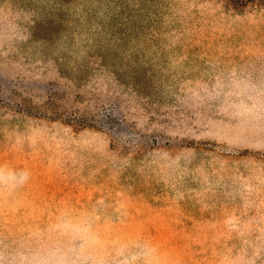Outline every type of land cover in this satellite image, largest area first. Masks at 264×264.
Segmentation results:
<instances>
[{
  "label": "rangeland",
  "instance_id": "obj_1",
  "mask_svg": "<svg viewBox=\"0 0 264 264\" xmlns=\"http://www.w3.org/2000/svg\"><path fill=\"white\" fill-rule=\"evenodd\" d=\"M0 264H264V0H0Z\"/></svg>",
  "mask_w": 264,
  "mask_h": 264
}]
</instances>
